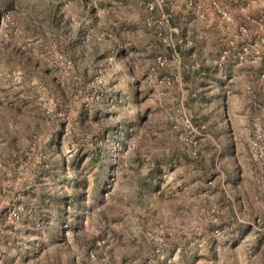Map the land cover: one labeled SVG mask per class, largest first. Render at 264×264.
Returning <instances> with one entry per match:
<instances>
[{
	"label": "rangeland",
	"instance_id": "374dc122",
	"mask_svg": "<svg viewBox=\"0 0 264 264\" xmlns=\"http://www.w3.org/2000/svg\"><path fill=\"white\" fill-rule=\"evenodd\" d=\"M227 1L0 0V264H264V0Z\"/></svg>",
	"mask_w": 264,
	"mask_h": 264
},
{
	"label": "trees",
	"instance_id": "16d2710c",
	"mask_svg": "<svg viewBox=\"0 0 264 264\" xmlns=\"http://www.w3.org/2000/svg\"><path fill=\"white\" fill-rule=\"evenodd\" d=\"M60 164L62 165L61 168H62V171H63V172H61V177H65L66 173L64 171L67 169V165L64 162H62Z\"/></svg>",
	"mask_w": 264,
	"mask_h": 264
},
{
	"label": "crops",
	"instance_id": "0c3cea01",
	"mask_svg": "<svg viewBox=\"0 0 264 264\" xmlns=\"http://www.w3.org/2000/svg\"><path fill=\"white\" fill-rule=\"evenodd\" d=\"M220 1V3L222 4V2H224V1H227V0H219ZM233 3H234V5L235 6H237V4L239 3V1H243V0H231ZM228 2V1H227ZM224 5V4H223Z\"/></svg>",
	"mask_w": 264,
	"mask_h": 264
},
{
	"label": "built area",
	"instance_id": "2783aa9c",
	"mask_svg": "<svg viewBox=\"0 0 264 264\" xmlns=\"http://www.w3.org/2000/svg\"><path fill=\"white\" fill-rule=\"evenodd\" d=\"M159 61H160V64H161V65H163V62H162V60L160 59Z\"/></svg>",
	"mask_w": 264,
	"mask_h": 264
}]
</instances>
